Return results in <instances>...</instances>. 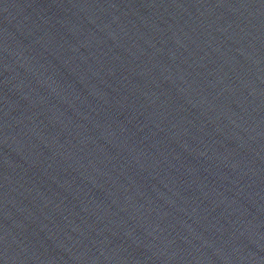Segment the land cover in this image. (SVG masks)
I'll use <instances>...</instances> for the list:
<instances>
[{"label": "water", "instance_id": "water-1", "mask_svg": "<svg viewBox=\"0 0 264 264\" xmlns=\"http://www.w3.org/2000/svg\"><path fill=\"white\" fill-rule=\"evenodd\" d=\"M0 264H264V0H0Z\"/></svg>", "mask_w": 264, "mask_h": 264}]
</instances>
